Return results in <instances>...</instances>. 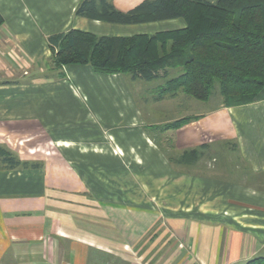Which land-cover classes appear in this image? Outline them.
Wrapping results in <instances>:
<instances>
[{"label": "crops", "instance_id": "1", "mask_svg": "<svg viewBox=\"0 0 264 264\" xmlns=\"http://www.w3.org/2000/svg\"><path fill=\"white\" fill-rule=\"evenodd\" d=\"M3 1L12 6H0L4 18L0 27V147L19 164L11 168V163L0 161V264H90L95 251L112 255L121 249L120 235L132 227L125 230L108 220L111 209L106 207V199L100 203L73 172V189L49 185L45 162L52 157L42 147L49 140L61 163L69 168L67 155L75 148L80 151L90 126L96 129L95 136L106 138L104 126L111 119L107 113L117 115L113 120H121V77L97 74L88 66H68L65 78H60L49 66L48 37L38 27L76 21L91 27L87 24L95 21L75 16L81 0H0V4ZM211 114L185 128L193 126L195 131L211 135L216 132L214 117L216 124L227 125L238 156L254 181H249L247 173L243 182L188 174L181 178L185 186L181 192L194 186L199 194H188L194 198L191 200L197 202L198 197L208 195L209 207L189 208V214L168 217V222L195 251L196 256L184 258L182 264H249L264 258V100L226 107L221 113L224 119L219 113ZM112 137L116 141L117 136ZM99 141L97 154L106 158V147ZM134 155L138 159L136 151ZM156 161L152 152L144 164L139 161L137 169L147 170ZM146 174L149 176L144 175L143 181L152 188L155 181ZM87 194L102 214L91 212ZM183 194L186 201L187 194ZM150 197L159 199L156 193ZM9 250L12 253L7 258Z\"/></svg>", "mask_w": 264, "mask_h": 264}, {"label": "rangeland", "instance_id": "2", "mask_svg": "<svg viewBox=\"0 0 264 264\" xmlns=\"http://www.w3.org/2000/svg\"><path fill=\"white\" fill-rule=\"evenodd\" d=\"M1 5L6 8L12 6L9 1L1 2ZM181 21L145 26L100 24L95 21V24H87L91 27L82 26L76 21L73 25L68 23L38 28L44 37L66 33L71 28L85 32L91 30L93 32L90 33L98 36L129 37L179 30L186 25L184 20ZM47 61L54 70L51 54ZM181 72V69L169 70L167 78L161 77L152 82L134 80L129 74L106 75L121 77V120L115 121L113 118H118L117 115L107 113V117L111 119L107 120L104 126L106 138L95 136L93 130L96 129L90 126V134L82 140L80 151L75 148L67 155L71 162L69 168L61 163L60 155L51 148L49 140L43 144L45 146L42 149L48 152L46 156L52 157V161L45 162L48 167L49 185H57L61 190L73 189L70 182L75 179L72 177L73 172L80 181L87 184L91 193L94 192L101 199L100 203L106 199V207L111 209L108 210L111 211V218L108 220L122 229L125 227V230L132 227L130 232L122 231L121 249L112 255L95 251L91 255L90 264H182L184 258H192L196 254L189 248V244L186 245L179 239L176 233L178 228L169 224L168 217L172 219L170 217L187 215L189 212L186 210L189 208L192 211L208 209L209 200L207 193H200L206 197H198L201 201H192L194 198L188 194H199V191L192 186L188 191L190 193L186 189L181 192V189L185 188L181 178L189 174L207 178L215 176L232 182L248 179V168L238 156L235 140L231 132L227 131V125L216 124L218 119L214 117L213 128L216 132L211 135L204 134L203 130L195 131L193 126L185 128L206 119L211 113L216 116L224 112L226 106L219 91V83H215L212 96L206 102L189 97L180 90L174 94L164 92L167 80L177 77ZM219 116L224 119L222 114ZM100 129L102 131L103 128ZM113 133L117 136L116 141L112 137ZM98 140L102 148L106 147V158L97 154ZM192 150L200 153L199 160L193 165L180 164V155ZM135 151L138 159L135 158ZM152 152L156 154L157 161L147 170H138L141 164L139 161L144 164ZM129 153H132L131 156L124 158V155ZM0 159L4 161L3 158ZM146 173L155 181L156 185L152 188L143 181L144 175L149 176ZM250 176L249 181L253 182ZM202 181L208 184V181ZM153 193H156L159 199L152 200L150 195ZM183 193L187 194L186 201L182 199ZM87 198L90 200L91 212L95 215L102 214L99 210L101 208L91 201L89 195ZM11 253L9 250L6 257H11ZM7 258L4 259L7 261Z\"/></svg>", "mask_w": 264, "mask_h": 264}, {"label": "trees", "instance_id": "3", "mask_svg": "<svg viewBox=\"0 0 264 264\" xmlns=\"http://www.w3.org/2000/svg\"><path fill=\"white\" fill-rule=\"evenodd\" d=\"M75 16L121 26L179 19L186 25L129 37L98 36L75 28L49 36L51 63L60 78H65L68 66H90L97 74H129L147 82L181 69L167 80L164 92L180 90L206 102L218 82L228 108L264 100V0H81ZM3 24L0 13V27ZM0 157L11 168L19 164L2 147ZM199 157L192 150L178 161L193 165ZM249 264H264V258Z\"/></svg>", "mask_w": 264, "mask_h": 264}]
</instances>
